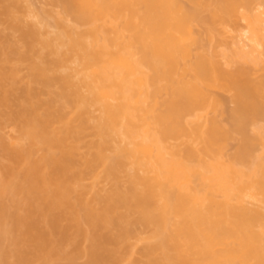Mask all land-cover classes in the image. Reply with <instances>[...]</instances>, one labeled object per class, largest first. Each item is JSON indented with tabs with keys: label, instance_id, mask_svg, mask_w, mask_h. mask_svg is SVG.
<instances>
[{
	"label": "bare ground",
	"instance_id": "6f19581e",
	"mask_svg": "<svg viewBox=\"0 0 264 264\" xmlns=\"http://www.w3.org/2000/svg\"><path fill=\"white\" fill-rule=\"evenodd\" d=\"M255 1L0 0V264H264Z\"/></svg>",
	"mask_w": 264,
	"mask_h": 264
},
{
	"label": "rangeland",
	"instance_id": "374dc122",
	"mask_svg": "<svg viewBox=\"0 0 264 264\" xmlns=\"http://www.w3.org/2000/svg\"><path fill=\"white\" fill-rule=\"evenodd\" d=\"M257 1V2H256ZM255 2L257 3H253L255 6H256V8H257V10H261V11H263L264 10V0H256ZM33 2V4H34V6H35V8L37 9V7L40 9L41 8V6H43L45 3L48 5V3L50 2H48V0H31V3ZM48 2V3H47ZM46 5V6H47ZM254 5H253V7H254ZM45 6V5H44ZM252 7V8H253ZM44 8V7H43ZM244 8V7H243ZM240 9H241V7H240ZM241 10H243L244 11V9H241ZM254 10H255V7H254ZM242 11V12H243ZM201 12H202V15H203V17L202 18H209L210 17V11H209V8H206V7H203L202 9H201ZM0 19H1V21H2V18H3V16H2V9H1V5H0ZM238 18H239V21H235V24H234V22H233V25L232 24H230V28L232 27L233 29H230L229 30V33L227 32L226 34H223V36L220 38L219 37V39H218V41H217V39L215 40V42L213 41V43H210V40L208 39V38H206V35H205V27H203V26H205V24H201V23H199V24H197L196 26H195V31H196V33H197V37L199 38V41H200V43H201V46L203 47V49L206 51V52H212L214 55H215V57H216V59L220 62V63H222V64H225V62H226V59L224 58V54L225 53H235L236 51H237V49H234V48H238L239 47V44H241V43H237V42H240V41H242V43H244V44H246V46H248V44L249 43H247V37L245 36V35H247L246 33H247V31H245L247 28H245V27H247V25H246V22H245V20H243V19H241L240 20V17L238 16ZM237 18V19H238ZM231 22V23H232ZM1 23V22H0ZM1 25V24H0ZM199 25V26H198ZM246 25V26H245ZM0 28H1V26H0ZM245 31V32H244ZM16 34H18V33H16ZM242 36H241V35ZM246 37V38H242V37H244V36ZM15 36V35H14ZM18 37H19V35H17ZM17 36H15V38L17 37ZM241 36V37H240ZM17 37V38H18ZM201 38V39H200ZM209 40V41H208ZM220 40V41H219ZM245 40V41H244ZM249 42V41H248ZM216 44V45H215ZM238 44V45H237ZM214 47H216V48H214ZM212 49H211V48ZM247 48V47H246ZM248 48H249V46H248ZM209 50V51H208ZM236 50V51H235ZM264 51V47H260V51ZM214 51V52H213ZM230 51V52H229ZM234 51V52H233ZM262 51V52H263ZM225 52V53H224ZM238 62H240V63H238ZM237 63L235 62V63H229L230 65L228 66V65H225V67H227L228 69H231V70H233L234 68H237L238 67V65H245V62L242 60H240V61H238ZM244 63V64H243ZM261 66V65H260ZM260 69H262V67H259V69L258 70H260ZM260 72L258 71V73H257V70H256V75H255V77L256 78H259L260 77V75L262 74V73H264V70H263V72L261 71V73L259 74ZM263 75V74H262ZM220 95H221V93H220ZM222 96H226V99L223 97V99L224 100H226L227 102H225L226 103V105L228 104V100H227V98H228V96H227V94H225L224 95V93H222V95H221V97ZM230 103V102H229ZM230 105L231 104H228L226 107L228 108V106L230 107ZM5 118V117H4ZM6 118H8V117H6ZM221 118V117H220ZM1 121L3 120V118L2 119H0ZM5 120V119H4ZM223 120V122L224 123H227V125H229V123H230V120H229V117H228V112L222 117V119H221V121ZM229 120V121H228ZM8 121V123H6L5 121H3V126L1 127V122H0V145H1V147H0V155H2V156H0V160H3V157H4V155H5V152H4V150H3V141H5V142H7V141H9V135H13V132L15 131L14 129V131L12 130V122H11V120L9 119V120H7ZM9 124H11V126L9 125ZM9 127H11V128H9ZM4 133H3V132ZM11 131V132H10ZM2 133H3V136H2ZM8 133V134H7ZM5 134H7V136L8 137H6V135ZM4 138V139H3ZM237 140L236 139H234V141H231L230 143H229V148L227 149L228 151H227V153L228 154H233V152H234V150H235V147L237 146V142H236ZM2 151H3V153H2ZM227 154V155H228ZM229 156V155H228ZM6 202H8L9 203V199L7 198L6 199ZM138 250L140 249V247H138L137 248ZM137 250V252H138V254H139V251ZM141 250V249H140ZM136 252V253H137ZM137 254V255H138ZM87 258L85 257H83V256H81V257H79L77 260H76V263L77 264H86L87 262V260H86ZM35 264H44V263H42L41 261H36L35 262ZM49 264H70V262L67 260V259H56V260H53V261H49Z\"/></svg>",
	"mask_w": 264,
	"mask_h": 264
}]
</instances>
